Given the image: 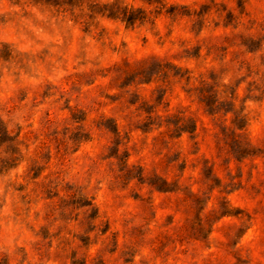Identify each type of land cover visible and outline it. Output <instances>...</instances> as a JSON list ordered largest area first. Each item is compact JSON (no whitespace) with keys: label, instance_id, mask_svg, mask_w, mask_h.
<instances>
[{"label":"clouds","instance_id":"9594fccd","mask_svg":"<svg viewBox=\"0 0 264 264\" xmlns=\"http://www.w3.org/2000/svg\"><path fill=\"white\" fill-rule=\"evenodd\" d=\"M0 264H264V0H0Z\"/></svg>","mask_w":264,"mask_h":264}]
</instances>
